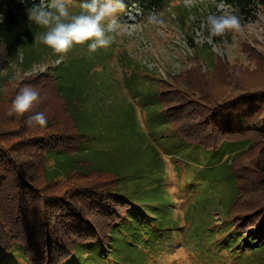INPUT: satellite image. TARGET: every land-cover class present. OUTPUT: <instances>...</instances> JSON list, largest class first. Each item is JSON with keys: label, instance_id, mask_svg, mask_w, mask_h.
Returning <instances> with one entry per match:
<instances>
[{"label": "trees", "instance_id": "trees-1", "mask_svg": "<svg viewBox=\"0 0 264 264\" xmlns=\"http://www.w3.org/2000/svg\"><path fill=\"white\" fill-rule=\"evenodd\" d=\"M164 1L123 0L145 10ZM223 1L242 21L264 11V0ZM32 2L0 0V264L17 255L26 264L156 262L168 246L131 220L134 209L119 195L121 173L77 161L57 180L62 167L54 168L48 156L77 160L88 142L78 102L66 92L58 65L22 74L18 81L2 76L19 58L25 70L33 64L23 57L41 31L28 17ZM253 43L241 44L245 58L235 62L197 47L191 67L162 80L157 90L164 120L175 134L213 153L206 186L212 208H196L192 226L196 251L212 260L264 258V45ZM25 86L39 92V101L23 116H8ZM39 112L47 126H29L28 118Z\"/></svg>", "mask_w": 264, "mask_h": 264}, {"label": "rangeland", "instance_id": "rangeland-1", "mask_svg": "<svg viewBox=\"0 0 264 264\" xmlns=\"http://www.w3.org/2000/svg\"><path fill=\"white\" fill-rule=\"evenodd\" d=\"M83 2L70 0V13L79 14ZM209 14L232 11L223 0H165L153 10L126 5L118 13L120 26L106 33L112 37L108 47L90 52L88 44L77 45L60 65L56 63L60 57L40 41L46 31L41 27L38 38L23 50L32 66L25 70L19 58L2 74L18 81L22 74L46 72L58 65L55 69L65 76L66 92L78 102V118L85 126L88 145L77 160L49 155V163L62 167L57 180H63L77 161L121 173L123 192L119 195L134 209L131 220L143 223L151 229V237L161 238L168 246L161 259L150 264H264L260 255L212 260L196 251L192 227L196 208H212L206 186L213 153L181 140L165 122L158 103L160 82L191 67L197 47L235 62L245 58L241 51L245 41L264 45V11H257L248 21L240 20L244 37L229 32L226 37H214L212 43L201 39L208 35L201 25ZM127 23L136 26L123 27ZM229 150L216 156L217 163ZM7 264L26 262L17 255Z\"/></svg>", "mask_w": 264, "mask_h": 264}, {"label": "clouds", "instance_id": "clouds-1", "mask_svg": "<svg viewBox=\"0 0 264 264\" xmlns=\"http://www.w3.org/2000/svg\"><path fill=\"white\" fill-rule=\"evenodd\" d=\"M26 3L27 0H19ZM70 0H39L32 2L27 9L28 17L35 25L46 29L41 34L40 41L60 57L56 61L61 63L68 53L77 45L88 44V50L95 52L99 48H106L112 43V37L106 33L120 26L118 13L124 12L126 5L123 0H84L80 4V13L72 14L69 11ZM221 8L223 5L220 6ZM260 16L259 13H257ZM134 20L135 17H130ZM153 18H149L151 20ZM264 19V16H261ZM0 22L3 15L0 14ZM135 23H127L123 27L134 28ZM208 35L202 40L212 43L214 37H226L229 32L244 37L245 33L240 18L235 14H209L206 23L201 25ZM215 50V45H214ZM39 101V92L30 86L23 87L12 101L8 116H23L30 112ZM26 123L40 127L47 126V118L39 112L30 116Z\"/></svg>", "mask_w": 264, "mask_h": 264}]
</instances>
